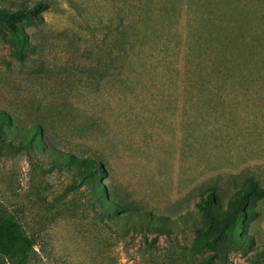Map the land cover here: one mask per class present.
<instances>
[{"label":"rangeland","instance_id":"rangeland-1","mask_svg":"<svg viewBox=\"0 0 264 264\" xmlns=\"http://www.w3.org/2000/svg\"><path fill=\"white\" fill-rule=\"evenodd\" d=\"M37 2L28 62L0 38V217L33 241L27 264L264 259V0L0 8ZM114 95L139 113L125 129ZM197 232L218 242L193 253Z\"/></svg>","mask_w":264,"mask_h":264},{"label":"trees","instance_id":"trees-1","mask_svg":"<svg viewBox=\"0 0 264 264\" xmlns=\"http://www.w3.org/2000/svg\"><path fill=\"white\" fill-rule=\"evenodd\" d=\"M44 4L37 2L29 7H21L15 10H6L0 8V38L9 46V55L17 63L28 62L26 53L32 50V44L28 40L27 34L23 30L21 24L26 21L30 24L42 22V12L44 11ZM98 165V164H97ZM100 166V165H98ZM100 168V167H99ZM84 169V168H83ZM92 175L98 174L100 169L92 168ZM99 170V171H98ZM253 193L252 191H249ZM214 194V193H213ZM248 194L243 193L237 196L235 200V207L228 220H224V226L220 229L224 231V227L230 222L233 224L234 220L243 217L244 214L241 212L244 204L247 203ZM199 201V200H198ZM204 204L206 205L205 211L209 221L213 218L209 215L213 211L212 207L214 204V198L212 192L205 196ZM200 204V202H199ZM197 204V207L199 206ZM134 212H141L140 210H133ZM146 214L147 212H142ZM149 219V218H147ZM225 219V218H224ZM154 219L150 222L153 223ZM219 237L213 240H206L205 236L199 235L197 232L194 236L191 251L193 253H200L203 249H211L218 242ZM235 244V242H234ZM241 245V243H238ZM34 243L26 235L20 224L11 216L0 217V255L9 259L12 264H27L28 256L33 251ZM252 260L250 264H264V259L260 256L257 251H252ZM213 257L208 256L196 264H212Z\"/></svg>","mask_w":264,"mask_h":264},{"label":"crops","instance_id":"crops-1","mask_svg":"<svg viewBox=\"0 0 264 264\" xmlns=\"http://www.w3.org/2000/svg\"><path fill=\"white\" fill-rule=\"evenodd\" d=\"M173 86H176V85H173ZM113 109L115 111V114H118L119 115V119H118V123L121 127H124V129L126 128L125 126H130L132 123V119H131V111L132 110H135L136 114H138L137 116H139V113L137 112V108H134L135 106H132L130 109H132L131 111H126V106L124 105L126 103V100L125 102L122 103V97L120 95H114L113 96ZM144 116L141 117V119L139 120L138 117H137V122H139L138 124L141 125V127H143V129H145V124H147V121H146V113L143 114ZM122 116V117H120ZM141 132H144V131H141Z\"/></svg>","mask_w":264,"mask_h":264}]
</instances>
